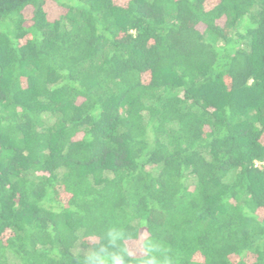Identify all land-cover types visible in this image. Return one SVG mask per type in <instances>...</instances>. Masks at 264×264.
I'll list each match as a JSON object with an SVG mask.
<instances>
[{
    "label": "trees",
    "instance_id": "obj_1",
    "mask_svg": "<svg viewBox=\"0 0 264 264\" xmlns=\"http://www.w3.org/2000/svg\"><path fill=\"white\" fill-rule=\"evenodd\" d=\"M129 220L264 264V0H0V264Z\"/></svg>",
    "mask_w": 264,
    "mask_h": 264
},
{
    "label": "clouds",
    "instance_id": "obj_2",
    "mask_svg": "<svg viewBox=\"0 0 264 264\" xmlns=\"http://www.w3.org/2000/svg\"><path fill=\"white\" fill-rule=\"evenodd\" d=\"M76 259L77 264H176L165 242L130 220L113 222L90 237Z\"/></svg>",
    "mask_w": 264,
    "mask_h": 264
}]
</instances>
